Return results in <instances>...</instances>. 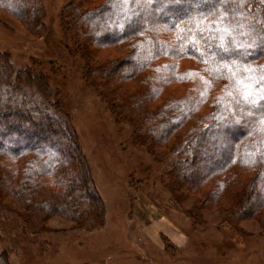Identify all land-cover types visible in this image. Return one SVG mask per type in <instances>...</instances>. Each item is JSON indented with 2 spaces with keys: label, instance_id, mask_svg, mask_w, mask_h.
I'll use <instances>...</instances> for the list:
<instances>
[{
  "label": "trees",
  "instance_id": "obj_1",
  "mask_svg": "<svg viewBox=\"0 0 264 264\" xmlns=\"http://www.w3.org/2000/svg\"><path fill=\"white\" fill-rule=\"evenodd\" d=\"M0 11L47 32L42 0H0ZM95 15L115 16L111 36L86 24ZM59 16L82 78L163 162L172 192L232 221L264 210V0H69ZM11 214L38 236L51 216L95 228L104 205L47 74L0 50V218Z\"/></svg>",
  "mask_w": 264,
  "mask_h": 264
},
{
  "label": "rangeland",
  "instance_id": "obj_2",
  "mask_svg": "<svg viewBox=\"0 0 264 264\" xmlns=\"http://www.w3.org/2000/svg\"><path fill=\"white\" fill-rule=\"evenodd\" d=\"M68 1L42 0L47 32L40 36L0 11V50L47 74L91 166L104 218L86 229L51 216L44 232L32 236L15 216L24 210L8 199L19 211L0 218V251L10 264H264V210L232 221L225 210L197 207L189 192H172L163 162L133 141L131 126L116 121L84 81L82 59L67 51L62 38L59 15ZM116 20L95 15L84 21L106 24L111 36ZM89 29L88 36L98 38Z\"/></svg>",
  "mask_w": 264,
  "mask_h": 264
}]
</instances>
